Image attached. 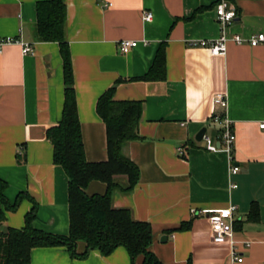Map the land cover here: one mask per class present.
Masks as SVG:
<instances>
[{
	"label": "crops",
	"instance_id": "1",
	"mask_svg": "<svg viewBox=\"0 0 264 264\" xmlns=\"http://www.w3.org/2000/svg\"><path fill=\"white\" fill-rule=\"evenodd\" d=\"M40 1L0 0V37H18L34 46L33 53L24 54L14 43L0 53V177L8 182L10 202L21 192L37 201V228L63 235L70 232L68 177L54 163L53 145L46 136L62 114L63 61L58 42L37 37ZM216 1L65 0L66 41L88 161L108 158L106 124L96 106L106 89L114 86L118 101L143 103L141 138L126 150L140 167L139 184L131 193L116 190L112 198L115 207H129L135 219L152 224L151 250L162 264H231V243L212 241L208 216L192 210L217 211L232 203L238 207L233 240L244 257L241 264H264V42L251 46L230 41L224 56L190 46V40L220 35ZM231 2L239 15L229 35L264 33V0ZM148 10L153 18L144 21L143 11ZM123 39H135L138 45L124 54L118 44ZM162 46L165 79H141ZM217 92L228 95L237 173L230 172L226 152L206 149L205 134L219 145L218 127L211 118ZM106 189V183L93 180L87 191ZM21 201L16 211L7 212L3 228L25 225L33 201ZM255 209L258 213L250 218ZM186 221L192 222L190 229L169 231ZM76 246L78 253L86 250L81 240ZM142 261V255L136 258L137 264ZM30 263L132 260L123 246L109 255L94 249L75 258L63 245L33 248Z\"/></svg>",
	"mask_w": 264,
	"mask_h": 264
},
{
	"label": "trees",
	"instance_id": "2",
	"mask_svg": "<svg viewBox=\"0 0 264 264\" xmlns=\"http://www.w3.org/2000/svg\"><path fill=\"white\" fill-rule=\"evenodd\" d=\"M66 12L65 0L40 1L37 4L35 31L39 41L59 43L63 61L65 93L62 114L58 124L47 129L46 136L53 145L54 163L62 167L68 177L70 232L60 235L37 228L34 224L38 218L37 201L21 192L14 202H10L6 196L8 182L0 177V264H31L33 248L63 245L75 258L86 257L94 249L109 255L123 246L132 264H137L136 258L141 255V264H162L151 250L154 237L152 224L135 219L129 207H115L112 198L116 190L131 193L139 184L140 167L126 150L130 142L141 138L139 124L143 103L140 100L118 101L114 98L115 87L106 89L96 106L98 115L106 124L108 158L101 162L88 161L77 107L71 50L66 41ZM165 68L162 46L150 71L141 79H165ZM93 180L106 183V191L90 194L87 189ZM26 197L33 201V206L25 215V225L3 228L7 212L16 211ZM256 213L257 210H253L250 218ZM191 225V221L182 222L169 231H186ZM79 240L86 246L83 253L77 252Z\"/></svg>",
	"mask_w": 264,
	"mask_h": 264
},
{
	"label": "built area",
	"instance_id": "3",
	"mask_svg": "<svg viewBox=\"0 0 264 264\" xmlns=\"http://www.w3.org/2000/svg\"><path fill=\"white\" fill-rule=\"evenodd\" d=\"M214 10H216V20L220 26V35L217 38L211 40L207 39H196L190 40L188 43L192 47H205L209 50L211 55L224 56L227 53L228 43L233 41L237 45L245 43L251 46H258V44L264 42V33L253 34L248 37L241 36L240 34H228V29L236 21L239 11L231 0H217L214 4ZM144 21L152 20L153 12L143 11ZM19 44L22 47L24 54L33 53L34 46L30 42H24L18 37H0V53L3 52L5 46L10 44ZM119 49L122 53L127 54L135 46L138 45L137 40L123 39L119 43ZM214 112L212 114V122L217 125L219 133V145H216L211 138L205 134L204 139L206 141V149L209 151H224L228 154L229 162L231 164L230 172L237 173L240 170V166L234 163V144H235V133L233 129V122L227 116V110L229 107L228 95L225 92H217L213 98ZM221 111H218V110ZM261 128H264V122L260 124ZM180 155H184L182 147L177 148ZM233 187H237V184L233 183ZM237 205L232 203L227 208L217 209V211L208 210H195V214H205L208 216L210 225L212 226V241L215 243L228 242L231 243V264H241L244 261V257L241 256L236 247V243L233 240L235 233V221L237 220Z\"/></svg>",
	"mask_w": 264,
	"mask_h": 264
},
{
	"label": "water",
	"instance_id": "4",
	"mask_svg": "<svg viewBox=\"0 0 264 264\" xmlns=\"http://www.w3.org/2000/svg\"><path fill=\"white\" fill-rule=\"evenodd\" d=\"M204 133H205V129H202V130L199 132V134H201L202 136L204 135ZM162 239L166 240V236H163Z\"/></svg>",
	"mask_w": 264,
	"mask_h": 264
}]
</instances>
